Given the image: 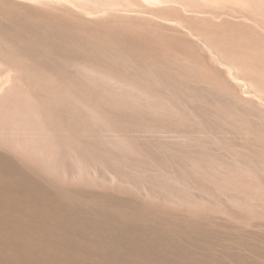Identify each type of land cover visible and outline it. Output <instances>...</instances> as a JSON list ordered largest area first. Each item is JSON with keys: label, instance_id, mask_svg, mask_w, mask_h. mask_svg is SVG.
Listing matches in <instances>:
<instances>
[{"label": "rangeland", "instance_id": "1", "mask_svg": "<svg viewBox=\"0 0 264 264\" xmlns=\"http://www.w3.org/2000/svg\"><path fill=\"white\" fill-rule=\"evenodd\" d=\"M0 264H264V0H0Z\"/></svg>", "mask_w": 264, "mask_h": 264}, {"label": "bare ground", "instance_id": "2", "mask_svg": "<svg viewBox=\"0 0 264 264\" xmlns=\"http://www.w3.org/2000/svg\"><path fill=\"white\" fill-rule=\"evenodd\" d=\"M28 252V251H27ZM43 261V260H42Z\"/></svg>", "mask_w": 264, "mask_h": 264}]
</instances>
